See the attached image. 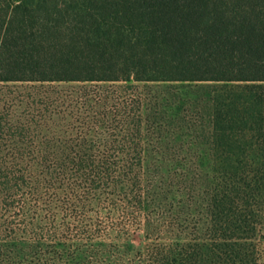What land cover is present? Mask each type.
Instances as JSON below:
<instances>
[{
    "label": "trees",
    "instance_id": "1",
    "mask_svg": "<svg viewBox=\"0 0 264 264\" xmlns=\"http://www.w3.org/2000/svg\"><path fill=\"white\" fill-rule=\"evenodd\" d=\"M131 81L230 86L214 97V131H262L264 0H0V83ZM28 157L43 162L0 157V264H260L240 212L219 211L203 240L162 215L143 226L147 246L108 244L100 210L122 213L123 233L163 201L144 170L81 148Z\"/></svg>",
    "mask_w": 264,
    "mask_h": 264
},
{
    "label": "rangeland",
    "instance_id": "2",
    "mask_svg": "<svg viewBox=\"0 0 264 264\" xmlns=\"http://www.w3.org/2000/svg\"><path fill=\"white\" fill-rule=\"evenodd\" d=\"M226 88L134 81L0 83V157L3 163L35 165L42 159L28 155L81 148L94 150L98 164L109 159L120 167L142 168L143 188L160 192L163 201L137 215L140 221L123 233L122 213L110 218V208L100 210L108 244L123 247L129 238L147 246L151 241L143 226L162 215L166 222L169 216L177 219L183 240H203L214 216L224 211L228 217L242 214L243 237L260 241L264 252V128L214 131V97ZM165 230L160 237L168 241ZM259 260L264 264V253Z\"/></svg>",
    "mask_w": 264,
    "mask_h": 264
}]
</instances>
